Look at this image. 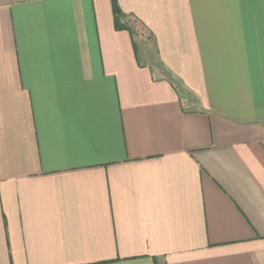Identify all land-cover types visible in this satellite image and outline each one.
Segmentation results:
<instances>
[{
	"label": "crops",
	"instance_id": "obj_1",
	"mask_svg": "<svg viewBox=\"0 0 264 264\" xmlns=\"http://www.w3.org/2000/svg\"><path fill=\"white\" fill-rule=\"evenodd\" d=\"M0 264H264V0H0Z\"/></svg>",
	"mask_w": 264,
	"mask_h": 264
},
{
	"label": "rangeland",
	"instance_id": "obj_2",
	"mask_svg": "<svg viewBox=\"0 0 264 264\" xmlns=\"http://www.w3.org/2000/svg\"><path fill=\"white\" fill-rule=\"evenodd\" d=\"M133 26V30H134V35L136 37V40L138 42V47L140 50V54L146 55V56H150V60L152 61V64H154V62L156 61L155 57H154V47H153V43H152V39L151 37L145 33V31H143L142 29H139L138 26H136L135 24L132 25Z\"/></svg>",
	"mask_w": 264,
	"mask_h": 264
},
{
	"label": "trees",
	"instance_id": "obj_3",
	"mask_svg": "<svg viewBox=\"0 0 264 264\" xmlns=\"http://www.w3.org/2000/svg\"><path fill=\"white\" fill-rule=\"evenodd\" d=\"M116 20H117V17H116Z\"/></svg>",
	"mask_w": 264,
	"mask_h": 264
}]
</instances>
